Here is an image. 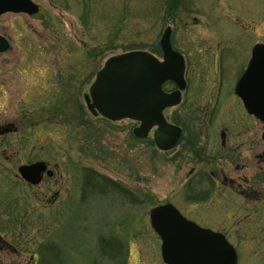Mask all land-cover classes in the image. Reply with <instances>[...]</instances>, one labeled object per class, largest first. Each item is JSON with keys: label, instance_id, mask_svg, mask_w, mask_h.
Listing matches in <instances>:
<instances>
[{"label": "rangeland", "instance_id": "rangeland-1", "mask_svg": "<svg viewBox=\"0 0 264 264\" xmlns=\"http://www.w3.org/2000/svg\"><path fill=\"white\" fill-rule=\"evenodd\" d=\"M34 1L37 13L0 17V33L11 42L0 54V124L19 127V138L0 137V166L42 151L54 174L25 191L7 178H14L12 170H1L7 175L0 173V264L31 263L45 241L64 250V264H165L149 218L150 209L165 202L225 232L238 264H264V200L229 188L212 190L203 202L186 196L189 179L209 192L210 171L248 188L256 179L264 195L263 124L259 120L256 154L251 137L258 119H250L233 92L252 45L264 41V0H189L179 15L167 13V0ZM167 25L186 57L188 85L182 102L165 111L185 128L186 140L166 152L152 138L135 137L133 119L93 115L84 93L112 54L134 46L161 57ZM226 129L228 148L222 149ZM209 144L213 149L205 148ZM87 169L108 181L104 192H84ZM110 183L135 193L137 202ZM55 192L48 204L45 198ZM103 237L123 246L102 255Z\"/></svg>", "mask_w": 264, "mask_h": 264}, {"label": "water", "instance_id": "water-1", "mask_svg": "<svg viewBox=\"0 0 264 264\" xmlns=\"http://www.w3.org/2000/svg\"><path fill=\"white\" fill-rule=\"evenodd\" d=\"M39 6L33 0H0V15L7 11L34 13ZM168 26L160 43L163 60L153 53L131 50L110 56L97 72L95 81L86 94L89 109L114 120L130 117L140 120L134 128L137 136H147L157 126L154 136L162 149L176 145L181 127L167 121L164 109L181 101V89L186 86L185 61L171 45ZM9 47L8 40L0 36V50ZM173 79L178 89L166 92L162 84ZM236 92L241 95L251 113L264 121V44L253 48L252 58ZM42 163L23 167V174L31 180L43 169ZM38 180V178L36 179ZM153 227L160 234L162 253L168 264H237V252L225 236L203 228L184 217L171 203L155 206L150 211Z\"/></svg>", "mask_w": 264, "mask_h": 264}, {"label": "flooded vegetation", "instance_id": "flooded-vegetation-1", "mask_svg": "<svg viewBox=\"0 0 264 264\" xmlns=\"http://www.w3.org/2000/svg\"><path fill=\"white\" fill-rule=\"evenodd\" d=\"M2 34V33H0ZM3 35V34H2ZM3 53L0 51V54ZM258 123L259 120L256 121L255 126H253V130H252V143L253 146L255 148V153L258 154V146H259V142H258V137H259V127H258ZM227 131H229L228 129L226 130H222L221 133V146L222 149H227L228 148V143H226V135H227ZM13 133V138H19V127L16 123L13 122H6L4 124H0V137L2 136L3 138H7V136ZM228 137V135H227ZM213 144H209L207 145L205 148L206 149H213ZM238 145H233L232 146V151H239L240 147H237ZM6 153L2 154V159H3V155H5ZM42 151L36 152V154H34V152L28 153L27 157L25 158V161L23 162H16L14 164V166H0V173H5V171H1L3 169H5L6 171H13V175L14 178L12 177L11 173L7 176V178H10L11 181L13 183H16L20 188H22L25 191H32L34 189H36L41 182H45L46 180H49V178L52 176V174H54V171L51 169V163L50 161L47 159V156L44 157L42 156ZM213 156V155H211ZM23 159V158H22ZM38 160H42L44 161L45 164V168L41 171L40 174V181L38 183H33L27 179H25L22 174H21V166L24 165H30ZM193 174L195 173V171H192ZM6 174V173H5ZM1 175V174H0ZM7 175V174H6ZM256 179H254V182H252V184L250 185V191L248 187H243L241 185L238 184L237 180L235 181L234 179H227V175L220 173L218 171H210V184L209 187L210 189L217 191L218 189L223 190L224 188H229L233 191H236V193L240 196H244L245 198H251V200H254L256 202H260V200H264V195H262V193L260 192L259 189H257L256 187ZM243 192H245L243 194ZM57 197V192H55L53 195H48L45 198V201H47L48 204H52L55 199ZM27 199H29V197H25ZM3 238L0 236V241H2ZM40 244V243H39ZM38 244V245H39ZM3 249V248H1ZM45 251H47L48 253H43V250L41 249H34V252H32V262L29 264H61L59 263V260L61 259V250L59 248H55L54 251L53 249H45ZM53 251L52 253H54V258L50 259L49 255L51 254L50 252ZM12 252L18 254L19 251L17 249L12 248ZM52 255V254H51Z\"/></svg>", "mask_w": 264, "mask_h": 264}, {"label": "trees", "instance_id": "trees-1", "mask_svg": "<svg viewBox=\"0 0 264 264\" xmlns=\"http://www.w3.org/2000/svg\"><path fill=\"white\" fill-rule=\"evenodd\" d=\"M182 2L183 0H167L166 4H167L168 14H170L171 8L172 9L177 8L176 6L178 5V3H182ZM131 48H135V47L133 46L127 49H131ZM83 183H84V186H83L84 192L86 191V189L90 188L89 191L102 193L108 187L107 180H105V178L104 179L101 178V176H99V174H97L93 169H87V172H84V182ZM109 187L113 188L115 191L122 192L134 203H136L138 200L135 193L133 192L127 193L119 185H112L110 183Z\"/></svg>", "mask_w": 264, "mask_h": 264}]
</instances>
